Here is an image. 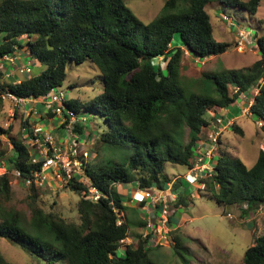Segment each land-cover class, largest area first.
Wrapping results in <instances>:
<instances>
[{
  "label": "trees",
  "instance_id": "obj_1",
  "mask_svg": "<svg viewBox=\"0 0 264 264\" xmlns=\"http://www.w3.org/2000/svg\"><path fill=\"white\" fill-rule=\"evenodd\" d=\"M261 2L166 0L160 15L144 24L125 0H0V57L16 58L18 49L25 48L31 62L41 69L40 74L21 78L20 83L5 81L3 90L25 99L47 96L53 89H61L68 65H95L103 92L87 103L65 100L78 118L86 119L85 125H75L74 133L79 139L98 136V150L106 147L125 157L95 170L88 168L84 156L76 151L71 161L79 159L82 167L86 166L87 182L73 175L66 184L81 197L77 206L80 222H67L36 204L30 206V217L0 205V238L48 264H153L151 248L147 247L150 234L145 239L138 236L135 244L118 253L122 241L128 238L130 224L121 215L127 207L116 187L137 184L139 191L147 192L155 187L164 191L170 185L176 196L171 205L188 208L196 188L184 177L170 179L166 166L191 170L197 163L203 131L211 125L206 116L214 120L221 117V112L234 106L242 95L252 99L250 112L264 135V34L257 37L260 59L247 72L206 73L202 92L188 88L180 73L186 51L204 60L230 50V44L215 37L208 5L219 3L255 15ZM176 34L181 36L183 46L172 49ZM158 58L167 64L165 68ZM3 76L0 73V78ZM40 114L44 118L42 107ZM94 114L107 124L101 132L92 125ZM45 115L56 117L52 111ZM64 115L67 120L61 129L68 124L69 117ZM23 121V128L35 139L33 123L29 118L23 117ZM231 127L242 132L235 124ZM10 140L13 152L5 157L0 151V167L18 170L23 183L22 179H32L41 171L43 162L33 163L37 152L24 141ZM216 158L209 177L202 181L210 198L220 206L239 207L242 219L259 211L264 206V151L259 150L250 168L223 149ZM207 162L204 158L201 163ZM90 188L102 194L98 202L88 198ZM37 189L30 187L32 199ZM11 192L6 173L0 176V197L10 199ZM162 206L160 201L156 208ZM140 225L145 227L146 223ZM0 264H11L1 251ZM244 264H264V235L246 250Z\"/></svg>",
  "mask_w": 264,
  "mask_h": 264
},
{
  "label": "rangeland",
  "instance_id": "obj_2",
  "mask_svg": "<svg viewBox=\"0 0 264 264\" xmlns=\"http://www.w3.org/2000/svg\"><path fill=\"white\" fill-rule=\"evenodd\" d=\"M165 1L125 0V3L144 24H149L160 15ZM206 10L210 15L217 40L231 46L226 54L204 60L196 59L186 51L181 62L180 73L184 84L193 92L204 90L203 75L206 73H221L225 70L247 72L260 59L257 37L264 34V0L255 15L238 8L225 7L219 3L208 5ZM24 40L28 38L25 37ZM182 46L181 36L176 34L171 42V48L176 49ZM16 59L22 65L32 61L25 48L18 49ZM157 61L163 68L166 67L167 64L162 58H158ZM32 63L31 76L40 74L41 69L34 62ZM15 75L21 77L20 74ZM100 75L98 68L89 62L82 65L72 63L68 65L67 79L60 91L65 93L66 101L79 100L87 103L103 92ZM17 76L15 79L18 78ZM250 102L253 101L249 96L242 95L240 101L231 107L228 114L223 113L225 110L221 112V116L222 114L225 116V122L234 119L236 122H232V125H237L242 132L233 131L230 125L218 138L217 150L207 162L206 171L208 172L205 171L200 182L193 185L196 191L190 197L192 203L188 208L175 209L171 205L176 196L170 185L166 186L164 191H159L155 187L153 191L141 192L137 184L121 185L116 189L123 196L124 205L127 207V211L121 215L123 214L130 224L128 238L123 242L119 255L123 253L125 246L135 244L138 236L145 239L150 234L151 238L147 247L151 248L150 258L153 264H244L246 250L258 237L264 235V206L256 213L242 219L239 207L220 206L215 199L210 198L211 194L202 181L209 177L213 169L212 160L217 159L218 151L222 149L233 156H238L248 167L253 166L257 152L264 151L261 124L256 122L251 112L243 115V110L249 108ZM14 106L10 100H0V151L5 154V157L11 156L13 152L10 137L29 144L30 148H34V152L40 149L33 141H30L28 133L23 131L24 115ZM28 115L38 134L41 137L51 135L54 141L53 147L61 149L70 160L75 158L72 153L74 150L78 151L80 156L85 152L89 153V157L84 156L82 160L90 169H95L112 160L116 162L125 160L120 152L114 153L102 146L98 150V136L88 138L89 140L79 139V134L73 132L77 134L78 142L71 145L75 138H71V134L66 129L60 128L62 121L60 117L50 119L45 114L44 118L39 114ZM92 118H94L92 125L98 128L99 132L106 129L107 124L104 119L96 114ZM206 119L211 125L203 131L202 142L198 146L200 150L207 147L206 143L210 142L209 135L215 131L213 125L215 120L209 114ZM25 139H27L26 142ZM76 162L80 163V160L74 163ZM78 167L73 168L74 174L79 175L81 181L87 182L86 166ZM187 172V169L182 166L172 164L166 166V173L173 181L184 177ZM2 173H5L4 168L0 170V174ZM7 174L12 192L10 199L0 197V205L23 211L30 217V206L36 204L45 212L54 213L67 222H80L77 206L81 197L67 187L63 175L55 178L53 173L49 174L48 182L37 189V194L32 199L30 188L17 179L12 171L8 170ZM122 189H129V192L127 190L123 192ZM123 193L126 194L123 195ZM126 195L129 196L128 199ZM160 201L163 206L159 210L156 205H159ZM123 219L122 222H124ZM140 223H146V226H141ZM0 251L11 264H48L46 261L30 256L2 238H0Z\"/></svg>",
  "mask_w": 264,
  "mask_h": 264
},
{
  "label": "built area",
  "instance_id": "obj_3",
  "mask_svg": "<svg viewBox=\"0 0 264 264\" xmlns=\"http://www.w3.org/2000/svg\"><path fill=\"white\" fill-rule=\"evenodd\" d=\"M32 70H33L32 62L22 65L19 63V61H17L16 58H13L10 55L1 56L0 57V73H3L4 76L3 78H0V100L12 101L15 105L14 107L19 109V111L23 113L24 120L25 118H29L28 114L41 115L40 108L42 107L45 114L49 111H52L53 113L56 114L57 118L60 117L59 119L62 120L61 121V125H62L65 122V120H67L64 115L65 113L67 117H69L66 130L71 134V138H75L71 144L73 145L78 140V137L73 133L75 129V125L77 123H82L85 125L86 119L78 118L77 115L74 113V111L69 109L65 105L66 95L65 93L60 91V89H53L47 96L38 97V98L30 97L26 99L18 98L14 94L9 92L8 90L6 91L3 90L1 84H4L5 81L12 80L14 78V80H12L13 83H20L21 78L28 79L31 77ZM16 73L20 74L21 77H18L17 75H15ZM15 76H17L18 78L15 79ZM257 93L258 91H256V94ZM251 104L252 102L249 103V108H245L243 110V115L250 114L249 109H250ZM213 125L215 128V131L212 132L211 135H209L210 142L206 143L207 147L205 148L203 147L202 150L199 149L200 153L197 158V163H195L193 168L189 170L187 174L184 176V179L192 186L200 182V179L203 177V175L205 174V171L208 168L207 164H202L201 162L204 161V158H206V160L208 161V159L212 157L216 149L218 138L226 130L227 127L232 125V121L228 120V122H225V117L221 116L215 119ZM32 129L34 132L35 139L30 137L29 134H28V137L30 138V141H33L37 146L40 147V149L37 151L38 156L33 157L32 161L34 164L42 161L43 164H42L41 171L35 172L33 174L32 179H27V180L22 179L24 185H26L28 188L32 186H36L38 188L43 187L45 183H47L49 180V174H52V173L55 176V178L60 177V175H63L66 182L72 179L73 175H75L74 174L75 171L73 170V168H75V166L81 167L82 164L77 163V162L72 163V161L66 155L63 154V151L61 149L54 148L53 147L54 141L51 135H47V136L45 135L44 137H40L41 135L38 134L37 130L34 127H32ZM23 131L28 133V131L25 128H23ZM26 141L27 139H25V142ZM50 152H52L51 155H50ZM72 153L74 156L76 153V150H74ZM83 156L88 158L89 153L85 152ZM3 168L5 169V173H2V174L8 173V169L5 166L0 167V170ZM12 173L17 179L20 180L22 178L21 173L18 170H13ZM2 174H0V176ZM101 196L102 194L96 188L89 189L88 198H90L93 202H98ZM119 224H122V221ZM123 242L124 241H122V243Z\"/></svg>",
  "mask_w": 264,
  "mask_h": 264
},
{
  "label": "crops",
  "instance_id": "obj_4",
  "mask_svg": "<svg viewBox=\"0 0 264 264\" xmlns=\"http://www.w3.org/2000/svg\"><path fill=\"white\" fill-rule=\"evenodd\" d=\"M240 99H241V98H240ZM240 99H239L238 101H240ZM230 109H231V108H229L228 110H225L223 113L228 114V113L230 112ZM44 114H45V113H44ZM222 115H223V114H222ZM41 117H42V116H41ZM57 119H58V118H57ZM232 122H236V121H234V119H233ZM59 125H60V122H59ZM258 152H259V151H258ZM258 152H257V153H258ZM239 156H241V155H239ZM236 157H238V156H236ZM257 157H258V154H257L256 157H255V162H256ZM252 159H253V158H252ZM255 162H254V164H255ZM254 164H253V165H254ZM246 166H247V165H246ZM247 167H248V166H247ZM251 167H252V166H251ZM249 168H250V167H249ZM120 186H121V185H120ZM120 186L118 185L116 188H118V187H120ZM122 190H123V192H124L125 189H122ZM126 190L128 191L129 189H126ZM126 190H125V192H127ZM128 192H129V191H128ZM125 194H126V193H123V195H125ZM128 195H129V194H128ZM128 195H126L127 199H128V197H129Z\"/></svg>",
  "mask_w": 264,
  "mask_h": 264
},
{
  "label": "clouds",
  "instance_id": "obj_5",
  "mask_svg": "<svg viewBox=\"0 0 264 264\" xmlns=\"http://www.w3.org/2000/svg\"><path fill=\"white\" fill-rule=\"evenodd\" d=\"M258 47V46H257ZM223 117H225V116H223ZM125 241V240H124ZM123 244V243H122Z\"/></svg>",
  "mask_w": 264,
  "mask_h": 264
}]
</instances>
